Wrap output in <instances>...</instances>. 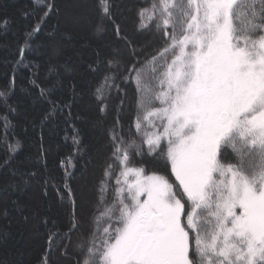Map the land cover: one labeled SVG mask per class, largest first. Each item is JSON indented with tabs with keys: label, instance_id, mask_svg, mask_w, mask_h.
<instances>
[{
	"label": "trees",
	"instance_id": "1",
	"mask_svg": "<svg viewBox=\"0 0 264 264\" xmlns=\"http://www.w3.org/2000/svg\"><path fill=\"white\" fill-rule=\"evenodd\" d=\"M109 3L112 20L101 14L97 0H0V92L5 93L0 96V264H77L88 247L85 243L83 252L76 247L82 238L86 241L97 227L102 235L109 224L120 226L113 222L119 216L116 180L123 167L112 156L116 144L122 151L134 144L129 148L128 167L165 176L178 198L186 200L171 173L166 138L152 154L144 143L147 125L139 132L135 127L136 117L144 114L141 101H152L161 90L160 76L175 52L155 64H136L137 69L143 68L139 86L136 72L127 81L134 61H151L171 43L164 33L179 37L186 24L174 21L164 28L157 9L141 27L138 11H151L159 0ZM49 4L55 7L49 10ZM256 7L259 10L260 5ZM246 19L240 16L238 29L244 28ZM98 24L104 28L99 33ZM116 25L126 40L117 37ZM29 32L32 35L26 38ZM260 34L264 33L257 32L253 38ZM109 59L118 60L119 67L109 68ZM105 75L114 78L109 81L112 86L104 88L98 99L97 87ZM41 89L46 90L43 96ZM160 106L155 101L148 110ZM46 114L49 118L44 120ZM110 134L115 135V143ZM17 142L19 147L12 152L9 146ZM139 146L143 155L138 154ZM227 151V161L239 162L231 148ZM109 164L115 167L106 176ZM124 199L131 203L126 192ZM73 200L80 226L69 237ZM113 203L112 220L94 223L93 217Z\"/></svg>",
	"mask_w": 264,
	"mask_h": 264
},
{
	"label": "snow or ice",
	"instance_id": "2",
	"mask_svg": "<svg viewBox=\"0 0 264 264\" xmlns=\"http://www.w3.org/2000/svg\"><path fill=\"white\" fill-rule=\"evenodd\" d=\"M97 6L112 20L109 0H97ZM54 7L48 5L49 10ZM157 9L164 28L174 21L186 27L179 37L165 32L171 41L168 47L151 61H134L127 81L136 72L139 86L143 68L137 69L136 64H155L170 51L176 53L160 76L161 90L152 101H141L144 114L136 117L135 127L138 132L145 125L155 129L144 139L152 154L167 139L171 173L186 200L177 198L165 176L145 175L144 168L128 167L129 148L134 144L123 151L116 144L112 156L123 167L116 180L119 216L113 222L120 226L109 224L102 235L97 227L86 241L82 238L76 247L81 252L85 243L88 247L77 264H264V34L253 38L257 32L264 33V0H159L151 11H138L141 27ZM241 15L247 19L244 28L238 29ZM103 30L102 24L96 26L97 33ZM116 33L126 40L120 36L119 25ZM31 35L26 33V38ZM132 54L136 55L135 49ZM107 64L119 67L118 60L109 59ZM112 79L104 76L97 87L98 99L104 88H111ZM45 91L41 89L42 96ZM155 101L161 106L148 110ZM48 118L46 114L44 120ZM110 135L115 143V135ZM9 147L15 152L19 142ZM139 147L138 154L143 155ZM229 148L239 157L238 164L221 163L229 158ZM114 167L109 164L105 175L110 176ZM106 191L102 181L100 192ZM125 192L131 203H125ZM104 199L101 195L100 200ZM115 211L113 203L93 222L112 220ZM69 224L66 235L70 237L80 226L74 200Z\"/></svg>",
	"mask_w": 264,
	"mask_h": 264
},
{
	"label": "rangeland",
	"instance_id": "3",
	"mask_svg": "<svg viewBox=\"0 0 264 264\" xmlns=\"http://www.w3.org/2000/svg\"><path fill=\"white\" fill-rule=\"evenodd\" d=\"M186 2H187V0H185V3H186ZM185 27H186V25H185ZM188 48H189V50H190L191 46L189 45ZM176 51L178 52V49H177ZM175 54H176V53H175ZM156 123L159 124V121H156ZM147 127H148V126H147ZM159 130H160V131H163L162 128H160ZM152 131H155V129L148 127V133H149V132H152ZM166 140H167V139H166ZM167 144H168V141H167ZM170 166H171V164H170ZM144 174H145V175H149V174H152V173H145V172H144ZM177 198H178V196H177Z\"/></svg>",
	"mask_w": 264,
	"mask_h": 264
},
{
	"label": "flooded vegetation",
	"instance_id": "4",
	"mask_svg": "<svg viewBox=\"0 0 264 264\" xmlns=\"http://www.w3.org/2000/svg\"><path fill=\"white\" fill-rule=\"evenodd\" d=\"M221 163H225V164H228V163H231V164H238L239 162L238 161H227V160H224V159H221Z\"/></svg>",
	"mask_w": 264,
	"mask_h": 264
}]
</instances>
